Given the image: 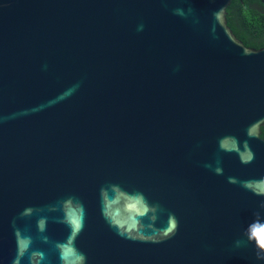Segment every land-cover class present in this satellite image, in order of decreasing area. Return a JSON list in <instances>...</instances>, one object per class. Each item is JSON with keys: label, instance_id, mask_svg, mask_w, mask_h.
Returning <instances> with one entry per match:
<instances>
[{"label": "water", "instance_id": "water-1", "mask_svg": "<svg viewBox=\"0 0 264 264\" xmlns=\"http://www.w3.org/2000/svg\"><path fill=\"white\" fill-rule=\"evenodd\" d=\"M231 1L0 0V264H264Z\"/></svg>", "mask_w": 264, "mask_h": 264}, {"label": "trees", "instance_id": "trees-1", "mask_svg": "<svg viewBox=\"0 0 264 264\" xmlns=\"http://www.w3.org/2000/svg\"><path fill=\"white\" fill-rule=\"evenodd\" d=\"M228 24L247 46L264 47V3L262 0H232L227 8ZM264 138V126L262 127Z\"/></svg>", "mask_w": 264, "mask_h": 264}, {"label": "snow or ice", "instance_id": "snow-or-ice-1", "mask_svg": "<svg viewBox=\"0 0 264 264\" xmlns=\"http://www.w3.org/2000/svg\"><path fill=\"white\" fill-rule=\"evenodd\" d=\"M257 235H260V233L258 232ZM262 243H264V237H262Z\"/></svg>", "mask_w": 264, "mask_h": 264}]
</instances>
